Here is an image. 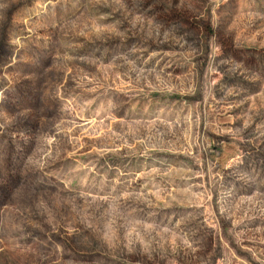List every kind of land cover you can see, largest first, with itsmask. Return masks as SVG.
Listing matches in <instances>:
<instances>
[{"label":"rangeland","instance_id":"rangeland-1","mask_svg":"<svg viewBox=\"0 0 264 264\" xmlns=\"http://www.w3.org/2000/svg\"><path fill=\"white\" fill-rule=\"evenodd\" d=\"M0 264H264V0H0Z\"/></svg>","mask_w":264,"mask_h":264}]
</instances>
